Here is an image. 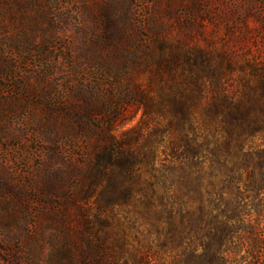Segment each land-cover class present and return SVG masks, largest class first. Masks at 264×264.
<instances>
[{
  "label": "rangeland",
  "instance_id": "rangeland-1",
  "mask_svg": "<svg viewBox=\"0 0 264 264\" xmlns=\"http://www.w3.org/2000/svg\"><path fill=\"white\" fill-rule=\"evenodd\" d=\"M263 81L264 0H0V264H177L165 176Z\"/></svg>",
  "mask_w": 264,
  "mask_h": 264
},
{
  "label": "trees",
  "instance_id": "trees-1",
  "mask_svg": "<svg viewBox=\"0 0 264 264\" xmlns=\"http://www.w3.org/2000/svg\"><path fill=\"white\" fill-rule=\"evenodd\" d=\"M260 85L258 99H230L214 126L194 135L191 157L196 161L174 165V180L165 176L172 194L160 202V230L149 236L162 239L169 252L179 249L177 264L264 260V150H245L248 138L264 133V81ZM232 188L241 192L233 194Z\"/></svg>",
  "mask_w": 264,
  "mask_h": 264
}]
</instances>
